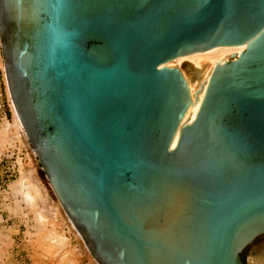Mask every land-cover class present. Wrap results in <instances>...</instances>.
I'll list each match as a JSON object with an SVG mask.
<instances>
[{
    "label": "water",
    "instance_id": "water-1",
    "mask_svg": "<svg viewBox=\"0 0 264 264\" xmlns=\"http://www.w3.org/2000/svg\"><path fill=\"white\" fill-rule=\"evenodd\" d=\"M241 45L182 123L187 84L164 65ZM0 50L28 144L95 262L245 264L264 240V0H0Z\"/></svg>",
    "mask_w": 264,
    "mask_h": 264
},
{
    "label": "rangeland",
    "instance_id": "rangeland-1",
    "mask_svg": "<svg viewBox=\"0 0 264 264\" xmlns=\"http://www.w3.org/2000/svg\"><path fill=\"white\" fill-rule=\"evenodd\" d=\"M2 61L0 57V264H70L67 259L74 248L80 252L78 256L80 264H98L90 253L87 252L88 249L81 237L71 228L72 226H70L71 224L61 206L58 208L59 203L50 189L23 131L19 134V137L21 136L20 138L22 139H20V143L17 146L10 144L11 141L9 140L5 144L3 143L5 139L3 126L7 123L12 124L15 115L13 114L11 100L7 91ZM190 64L192 63L186 60L177 67L182 69L187 75L193 77ZM17 132L15 129L10 131L13 135H16ZM21 165L23 171H35V177L40 185H42L44 199L49 200L48 204L42 200L40 201L41 203L39 202V205L42 206V215L44 214L43 216L46 218V222L44 223L45 228L50 230L55 225L56 234H64L69 239L68 245L58 256H54L57 250L54 252L47 250L52 245V242L49 241L50 239H47L48 241L44 240L45 243H42L44 244L43 247L39 246L42 245L40 242L44 239V234L39 233L41 231L37 229L39 218L22 202L23 197L21 193L17 194L18 192L16 193L12 189V185L21 178ZM50 207L57 210V217L49 214ZM45 209L49 211L48 215L45 214L47 212ZM245 264H264V240L257 243L248 252Z\"/></svg>",
    "mask_w": 264,
    "mask_h": 264
},
{
    "label": "bare ground",
    "instance_id": "bare-ground-1",
    "mask_svg": "<svg viewBox=\"0 0 264 264\" xmlns=\"http://www.w3.org/2000/svg\"><path fill=\"white\" fill-rule=\"evenodd\" d=\"M245 49H246V45L230 46V47H215V48H212V49L204 51V52H196L193 54L180 56V57L176 58L175 60L164 65L165 67H168V68H174V67L179 66V64H181L183 61L188 60L192 63V64H190V66H191L190 68H193L194 70H196L200 75L199 80L192 79L193 77H191L190 75H187L182 69H180L181 73H182V75L186 81L187 88H188V91L190 94V100H191L190 105L188 106L186 113L184 114V117L182 119V123L188 122L190 116L198 110L200 103L202 101V98L204 96L206 84H207L209 77H210V74H211L213 68L216 66V64H218L221 61H225V62L228 61V59L233 55L239 56L242 52H244ZM177 68H179V67H177ZM4 76H5V74H4ZM200 84H202V89L200 90V92H198L197 99L195 101L194 98L196 97V93L198 91V87ZM7 89H8V86H7ZM8 95H9V98L11 100L9 91H8ZM11 107H12L13 114L15 115L14 116V122L12 124L7 123L3 126L4 127L3 132H4V137H5L3 143L5 144L9 140V141H11V143L9 142L10 144H12L13 146H17L18 143H20V139H22V138H20L21 136L19 137L20 132L23 131L24 134H25V132L23 130V126L21 124V121L15 112L14 105H13L12 101H11ZM14 129L16 130V132L18 131L16 135H13L10 133V131L14 130ZM178 134H179V131H177V133L174 137L172 146L175 145L177 138H178ZM27 159L30 160V158H28V157H27ZM34 172H35L34 170L33 171L32 170L31 171L30 170L29 171H23V168L21 165V178L12 185V187H13L12 189H14L16 191V193L18 192L17 194L21 193V196L23 197L22 202H24L27 205V207L30 209V211L35 213L37 215V217L39 218V220H38L39 224H38L37 229L41 231L39 233L44 234L43 235L44 239H43V241L41 239L42 242H40V243L42 244L44 242V240L50 239L49 241L52 242V245H50V247L48 246L49 248L47 247L48 248L47 250L49 252H54L55 250H57V251H55L54 256L55 255L58 256L60 254V252L68 245L69 239L64 234L59 235L60 234L59 233L57 235L55 228H54L55 225L50 230L48 228H45L44 223L46 222L45 221L46 218L43 216L44 214L42 215V210H41L42 206L39 205V202L42 200L46 204H48L47 202L49 200L44 199V195L42 193L43 191L41 188L42 185H40V183L36 179ZM44 192H46V191H44ZM49 205H47V206L49 207ZM56 206H55V208H56ZM59 206H60V204H58V208H59ZM44 207H45V205H44ZM47 209H49V208H47ZM45 210H43V211L45 212ZM55 210H54V208L53 209L51 208L50 212L48 210H46L47 212L45 214H47L49 212L50 215L57 217L58 212H57V210L56 211ZM59 214H60V212H59ZM53 221H55V220H53ZM69 222L71 224L70 226H72L71 228L77 232V230L74 227V225L72 224V222L71 221H69ZM54 224H55V222H54ZM46 225H47V223H46ZM77 234L79 235V237H81V235L78 232H77ZM81 239H82V237H81ZM43 245L44 244L39 245V246L43 247ZM85 246H86V244H85ZM86 248H87V246H86ZM44 250L46 251V248ZM87 252H89V251H87ZM79 255H80V252L78 251V249L74 248L73 252L70 254V257L68 258L69 260L67 259V261H69L70 264H80L79 259H78Z\"/></svg>",
    "mask_w": 264,
    "mask_h": 264
},
{
    "label": "built area",
    "instance_id": "built-area-1",
    "mask_svg": "<svg viewBox=\"0 0 264 264\" xmlns=\"http://www.w3.org/2000/svg\"><path fill=\"white\" fill-rule=\"evenodd\" d=\"M0 57H1V60H2V56H1V50H0ZM3 62V61H2Z\"/></svg>",
    "mask_w": 264,
    "mask_h": 264
}]
</instances>
